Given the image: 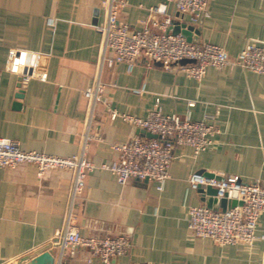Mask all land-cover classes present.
Wrapping results in <instances>:
<instances>
[{"label": "crops", "instance_id": "obj_1", "mask_svg": "<svg viewBox=\"0 0 264 264\" xmlns=\"http://www.w3.org/2000/svg\"><path fill=\"white\" fill-rule=\"evenodd\" d=\"M105 1L0 0V137L17 141L25 151L78 154L88 115L83 91L98 79L104 85L103 102L96 106L94 138L86 147V158L97 168L86 175L72 211L80 234L126 237L128 252L112 264H264L263 240L249 249L219 246L194 237L186 215L190 194L194 205H205L197 191L189 190L193 173L234 175L264 185V75L237 66L209 67L196 81L177 66L166 70L144 57L131 71L121 63L108 67L101 63L97 30L106 19ZM124 1L119 21L133 30L162 0ZM208 9L207 19L188 25L197 43L219 46L234 59L248 41H264V0H209ZM167 13L176 24L187 23L174 6ZM9 49L37 53L46 80L19 87L18 78L7 71ZM157 100L164 114L191 121L208 117L218 134L198 154L175 147L161 191L138 179L119 184L98 167L114 159L112 145L143 136V130L110 120L106 105L144 118ZM72 182L69 170L39 176L31 164L0 167V264H28L33 254L47 249L65 224ZM263 233L264 214L256 235ZM89 258L88 249L79 247L69 264H87ZM90 264L102 263L92 258Z\"/></svg>", "mask_w": 264, "mask_h": 264}, {"label": "built area", "instance_id": "obj_2", "mask_svg": "<svg viewBox=\"0 0 264 264\" xmlns=\"http://www.w3.org/2000/svg\"><path fill=\"white\" fill-rule=\"evenodd\" d=\"M209 0H162L149 9L147 19L140 22L139 29L131 30L125 22L119 21V13L126 6L124 0H106L105 22L97 27L101 34V63L108 67L124 64L131 71L140 57L150 62L160 63L170 70L179 67L189 78L201 81L209 67L221 70L240 67L245 71L264 75V41H248L234 59L219 46L209 43L189 41L180 33L169 31L176 25L168 15L169 6H174L186 25H197L209 17ZM55 18L50 17V25ZM7 71L19 80L23 87L32 79L45 81L46 73L39 68L37 53L9 49ZM186 61L184 65L180 62ZM104 85L96 80L83 91L87 101L86 130L81 139L78 154L59 157L36 151L21 149L15 140L0 137V167L14 168L19 164H31L40 176L45 171L69 170L73 173L68 211L62 229L55 231L48 249L53 251V264H69V258L79 247L88 249L90 258H97L102 264H112L113 260L124 256L130 247L124 236L87 237L81 235L73 222L72 211L80 197L84 180L88 173L97 168L86 158V147L94 138L92 126L96 106L103 102ZM110 120L119 118L156 138L135 136L121 144L112 145L114 159L98 168L111 173L117 183L124 184L129 179L153 182L161 191L169 178V167L175 147H190L194 154L206 150L213 144L218 134L217 128L208 119L191 121L179 115L164 114L159 101L144 118L120 114L106 105ZM189 190L195 193L200 187L215 190L218 199L234 200L238 204L225 210H212L204 204L194 205L193 195L186 202L187 227L196 238L209 239L219 246H242L251 248L257 239L264 241V233L256 235L259 217L264 214V185L255 180L242 182L238 176H207L193 173L187 179ZM240 203V204H239Z\"/></svg>", "mask_w": 264, "mask_h": 264}, {"label": "water", "instance_id": "obj_3", "mask_svg": "<svg viewBox=\"0 0 264 264\" xmlns=\"http://www.w3.org/2000/svg\"><path fill=\"white\" fill-rule=\"evenodd\" d=\"M193 30L192 26H188L186 24L176 25L172 28H169V31H171L173 34L180 33L182 36L186 37L189 41L197 43V41H194L190 37V32ZM19 80V79H18ZM143 136L147 138H156V135L149 134L145 131L142 133ZM197 193L201 197V201L205 203V205L212 209V210H225L230 207H234L236 204H238L234 200H225V199H218L215 197V190L207 187L202 188L200 187L197 190ZM240 204V203H239ZM53 251H50L48 248L42 251H39L31 256V259L28 264H53Z\"/></svg>", "mask_w": 264, "mask_h": 264}]
</instances>
